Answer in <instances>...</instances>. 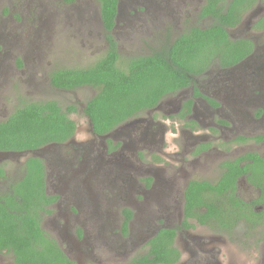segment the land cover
<instances>
[{"label": "rangeland", "instance_id": "rangeland-1", "mask_svg": "<svg viewBox=\"0 0 264 264\" xmlns=\"http://www.w3.org/2000/svg\"><path fill=\"white\" fill-rule=\"evenodd\" d=\"M203 3L118 0L113 36L119 65L124 66L129 57L150 53L191 26H208L211 19L199 17ZM263 11L264 4L257 3L238 26L228 29L230 36L247 37L257 48L261 46L264 33L252 24ZM0 14V121L28 102L53 99L62 107H76L69 115L76 131L68 144L0 152V167L5 171L0 193L23 175L28 156L41 157L47 192L59 195L41 225L74 264H129L146 251L147 240L159 227L179 222L189 180L215 181L222 161L245 152L264 154V140L252 138L264 136V102L244 100L241 113L230 99L214 96L210 79L216 66L195 80L205 95L195 103L201 113L177 115L182 103L193 96V88L166 95L152 112L117 126L109 138L121 145L104 153L106 139L93 134L83 113L86 100L97 89L64 90L49 83L52 70L87 67L105 54L99 0H0ZM249 71L235 72L234 82L225 81L228 88L238 92L237 84L244 94L257 96L259 87L248 85ZM222 80L220 87L225 85ZM150 115L154 126L149 128ZM238 192L244 199L258 193L245 178L239 180ZM124 208L132 212L126 234L122 232ZM176 246L181 252L176 264H264V230L228 235L197 226L179 232ZM0 264H15L12 254L0 252Z\"/></svg>", "mask_w": 264, "mask_h": 264}, {"label": "trees", "instance_id": "trees-1", "mask_svg": "<svg viewBox=\"0 0 264 264\" xmlns=\"http://www.w3.org/2000/svg\"><path fill=\"white\" fill-rule=\"evenodd\" d=\"M259 2L264 4V0H204L199 17L210 18L208 26H191L150 53L129 57L120 66L113 36L118 0H99L107 44L105 54L87 67L52 70L49 83L64 90L82 86L96 88V93L86 100L83 113L92 125L93 134L103 136L130 118L155 108L164 96L190 87L210 67L228 68L245 59L253 51L252 40L232 38L228 29L238 26L244 14ZM252 28L264 30V11ZM193 90L194 96L200 94L198 88ZM191 107L192 99H187L178 116L184 118ZM75 110L74 104L62 107L53 99L17 107L0 121V152L34 151L67 142L76 131V123L69 116ZM252 138L264 140V136ZM106 143L109 152L121 145L111 139H106ZM220 169L215 181L191 179L187 182L179 222L175 226L159 227L147 240L146 251L132 257L129 264L178 263L181 258L176 246L179 230L207 226L228 235L239 230L263 232L264 154L245 152L222 161ZM4 176L5 171L0 167V178ZM241 178L257 189L256 197L244 199L239 195ZM58 198V194L47 192L43 159L28 156L23 175L0 193V252H10L15 264H74L41 225ZM122 213V232L126 234L132 212L124 208Z\"/></svg>", "mask_w": 264, "mask_h": 264}, {"label": "flooded vegetation", "instance_id": "flooded-vegetation-1", "mask_svg": "<svg viewBox=\"0 0 264 264\" xmlns=\"http://www.w3.org/2000/svg\"><path fill=\"white\" fill-rule=\"evenodd\" d=\"M261 14L257 18H259L261 16ZM117 16H118V12H117ZM117 16H116V18H117ZM261 32L264 33V30H262ZM253 44H254L253 51L245 59H243L242 61H240L238 64H236V65H234L232 67H228V68H221L219 66H216L218 69L216 70V72L213 75V77L210 79V80L213 79V82H214L213 85H210V87L212 88V91H213V95L214 96H221V97H223L225 99H230L231 101L230 100L229 101L231 103H233L238 108V111L241 112V113L243 111V108H241L242 107L241 104L244 102V100H248L247 102H249L251 99H253V100L255 99L257 101L261 100V102H264V36H263V39H262V45L261 46H259L257 48L256 45H255V43H253ZM212 67H215V66H212ZM212 67H210L204 74H207V72ZM237 69H239V70L249 69L250 70L249 71V74L246 73L245 75H248V76L250 75V77H251V78L248 79V82H249L248 85H250V86H258L259 87V93L258 92L255 93V95L258 94L257 96H252L250 93L247 94V95L244 94L243 89L239 88L237 86V84L235 85V88H236V90L238 92L234 91L231 88H228L227 83L225 81L234 82L236 80V77L233 76V74L235 72L239 71ZM204 74H202V75H204ZM202 75H200V76H202ZM196 78L194 79L193 85H191L190 87L191 88H194V87L198 88L200 94L194 96V90H193V96L190 97V98H188V99H192L191 111L188 114H186L185 117L190 116L191 113L194 116H197L199 114V112L201 113V110H197L195 108V103H196V101L198 99H202L203 97H205V95L202 93L201 88L199 89V87L195 84ZM219 80H222L225 85H223L222 87H220L218 85V81ZM228 91H231L232 93H228ZM209 101H210V99H209ZM152 110L153 109H149V110H146V112H152ZM178 113H177V115H178ZM149 120H150V123H148V126L150 128L151 126H154L153 118H152L151 115L149 116ZM96 137L101 138L100 136H96ZM71 139H69L67 142H71L72 141ZM106 139H110V138H106ZM67 142L61 143V144H68ZM61 144H55L54 143V144H51V145H61ZM82 145L84 146V144H82ZM102 147L104 149V153L109 152L108 151V145H107V143L105 141L102 142ZM53 194H56V193H53ZM54 204H52L50 207H52ZM181 214H182V212H181ZM181 231H185V230H179L177 232V235Z\"/></svg>", "mask_w": 264, "mask_h": 264}, {"label": "water", "instance_id": "water-1", "mask_svg": "<svg viewBox=\"0 0 264 264\" xmlns=\"http://www.w3.org/2000/svg\"><path fill=\"white\" fill-rule=\"evenodd\" d=\"M90 122V121H89ZM90 126H91V129H92V125H91V123H90ZM93 132V131H92ZM112 132V131H111ZM111 132H109V133H107V134H105V135H103V136H100V137H102V138H109V136H110V134H111ZM35 151V150H34Z\"/></svg>", "mask_w": 264, "mask_h": 264}]
</instances>
